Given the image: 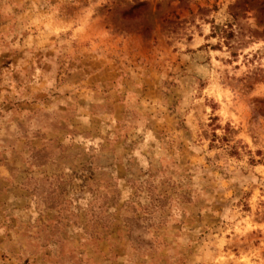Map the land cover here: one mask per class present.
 I'll return each instance as SVG.
<instances>
[{"label":"rangeland","instance_id":"obj_1","mask_svg":"<svg viewBox=\"0 0 264 264\" xmlns=\"http://www.w3.org/2000/svg\"><path fill=\"white\" fill-rule=\"evenodd\" d=\"M262 1L0 0V264H264Z\"/></svg>","mask_w":264,"mask_h":264},{"label":"trees","instance_id":"obj_2","mask_svg":"<svg viewBox=\"0 0 264 264\" xmlns=\"http://www.w3.org/2000/svg\"><path fill=\"white\" fill-rule=\"evenodd\" d=\"M260 6H261V8H260L261 12L264 13V1H262L260 3ZM229 28L231 29V27H229V26H227V28L214 27L213 28V37H219L220 39H223L227 45H229L230 44L229 41L234 36L233 32L229 31Z\"/></svg>","mask_w":264,"mask_h":264}]
</instances>
